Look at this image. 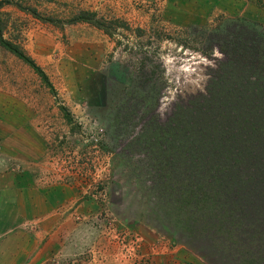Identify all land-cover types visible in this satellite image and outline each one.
<instances>
[{
    "label": "rangeland",
    "instance_id": "obj_1",
    "mask_svg": "<svg viewBox=\"0 0 264 264\" xmlns=\"http://www.w3.org/2000/svg\"><path fill=\"white\" fill-rule=\"evenodd\" d=\"M79 11L103 26L70 21ZM247 27L264 33V0H0V39L45 77L0 44V167L44 165V185H73L76 203L97 212L73 216L93 229L50 263L146 264L144 253L181 252L193 264H222L224 256L201 258L164 234L127 157L146 165L128 147L141 148L175 105L203 96L224 40Z\"/></svg>",
    "mask_w": 264,
    "mask_h": 264
},
{
    "label": "trees",
    "instance_id": "obj_2",
    "mask_svg": "<svg viewBox=\"0 0 264 264\" xmlns=\"http://www.w3.org/2000/svg\"><path fill=\"white\" fill-rule=\"evenodd\" d=\"M93 16L79 11L70 21ZM0 44L45 78L14 44ZM222 50L203 96L175 105L163 125L151 124L142 149L140 142L128 147L141 154L145 172L126 156L127 165L146 202L156 200L150 207L165 224L164 234L201 258L264 264V33L242 28ZM146 171L153 175L149 182Z\"/></svg>",
    "mask_w": 264,
    "mask_h": 264
},
{
    "label": "crops",
    "instance_id": "obj_3",
    "mask_svg": "<svg viewBox=\"0 0 264 264\" xmlns=\"http://www.w3.org/2000/svg\"><path fill=\"white\" fill-rule=\"evenodd\" d=\"M23 163L20 170L13 169L12 162L0 167V264H53L48 261L52 253L72 250L70 245L85 240L83 231L93 229L90 222L73 216L91 218L94 209L76 203L71 184L44 185L39 180L44 165L36 167L30 159ZM98 238L105 239L100 234ZM143 256L146 264H193L189 254L181 252Z\"/></svg>",
    "mask_w": 264,
    "mask_h": 264
},
{
    "label": "built area",
    "instance_id": "obj_4",
    "mask_svg": "<svg viewBox=\"0 0 264 264\" xmlns=\"http://www.w3.org/2000/svg\"><path fill=\"white\" fill-rule=\"evenodd\" d=\"M197 57H198V58H200V59H203V58H202V57H200L199 55H197Z\"/></svg>",
    "mask_w": 264,
    "mask_h": 264
}]
</instances>
